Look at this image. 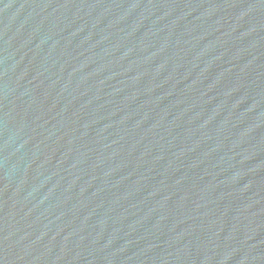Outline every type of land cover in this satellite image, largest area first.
<instances>
[{
    "label": "water",
    "instance_id": "95a60500",
    "mask_svg": "<svg viewBox=\"0 0 264 264\" xmlns=\"http://www.w3.org/2000/svg\"><path fill=\"white\" fill-rule=\"evenodd\" d=\"M0 264H264V0H0Z\"/></svg>",
    "mask_w": 264,
    "mask_h": 264
}]
</instances>
